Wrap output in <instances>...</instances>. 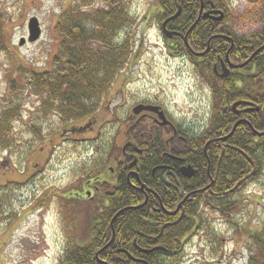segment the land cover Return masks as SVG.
I'll use <instances>...</instances> for the list:
<instances>
[{
  "label": "trees",
  "instance_id": "trees-1",
  "mask_svg": "<svg viewBox=\"0 0 264 264\" xmlns=\"http://www.w3.org/2000/svg\"><path fill=\"white\" fill-rule=\"evenodd\" d=\"M100 1L101 6L95 8L93 12L90 11L93 6L91 1L76 0L69 8L58 13L53 27L56 43L57 38L59 39L58 50L53 56L50 70L40 73L22 65L15 67L17 78H8V98L0 103V151L6 152L14 147L15 131L12 126L14 122L22 119L20 118L21 106L27 97L38 99L37 114L43 117L50 114L59 118L64 125L63 129L66 128L64 131H70V134L81 133L78 130L82 122L90 121L92 118H100L103 115L101 113L104 109L103 102L111 96L113 97L112 92L115 83L123 71L127 69L128 62L132 57L134 41L131 38L130 28L138 24L140 19L136 18V14H133L131 10L134 0ZM188 4L190 7L184 8ZM201 4L204 9H211L212 5L217 10L227 14L230 11L229 6L232 1L156 0V6L162 10L157 7L153 16L162 22L175 15L178 7L182 6V19L187 24L196 18ZM179 17L175 20H178ZM202 25L193 28L188 36L189 40L197 33L207 37L211 31L209 29L218 26V24H213L211 27L202 28ZM223 30L229 36H233L229 26ZM233 38L238 49L234 48L229 53V59L234 63L243 64L257 48L264 46L263 33ZM1 39L2 37H0ZM204 40L206 38H203V42ZM184 52L187 53L186 47ZM206 72L212 77L213 74L210 69ZM206 72L202 71L207 78ZM238 74L241 75L240 89L233 86V78L223 82L217 80L218 83L211 79V82L217 85L213 94L216 115L214 118L208 119V123L200 133L201 135H184L182 141L176 138L178 145L195 148L192 156L185 157V160L201 168L196 177L198 178L202 174L199 181L204 183L200 184L199 188L203 189L195 194L192 204L189 206L185 204L180 209L181 211L184 208V218L181 222L165 227L161 232V227L168 221L167 216L162 217L164 221H161L159 225L145 223L142 220L144 216L142 212L147 209V206L142 204L144 196L136 189L131 191V199L125 200V195L129 196L127 189L130 188V185L126 180H123L118 184L115 191L117 195L123 198L110 199L109 208L103 209L102 214L96 212L88 243L81 247L71 246L64 249L59 264H182L187 241L194 234L202 231L210 233V254L217 256L222 251V236L215 234L213 230L208 228V220L204 210L211 211L226 223L234 231L235 236L245 237V242L249 248L246 264H264V219L260 222L259 229L253 231L243 230V227L240 228L236 221V211L241 201L236 199V196L241 194L247 184L259 179L264 171V49L248 61ZM18 94L21 97L18 98L17 102L14 101V97ZM246 97H253L255 100L254 109L248 113L253 129L245 124H238L225 142V145H233L236 150H231L228 147L227 151L216 160L211 156L209 147L205 148L208 133H211L213 137L227 135L235 122V119L230 118L233 116L230 107L232 101L237 98L245 100ZM222 106L223 108L226 107V114L222 113ZM44 119L47 120L48 118ZM36 120L37 118H31L27 132H31L36 138L44 140ZM106 123L108 125L110 122ZM103 128H105L104 124ZM180 131L181 129H179ZM138 142L148 149L145 154L136 155V167L143 164L146 167L140 168L144 170L158 162L163 164L166 162L164 158L159 156V153L162 152L160 150H156V156H150L154 146L157 148L167 147L165 138L154 135L151 138H146V140H138ZM105 148L106 145L102 146V149ZM207 157L210 159L209 173L214 179L213 184H210L211 186L205 175ZM132 161L128 162L132 163ZM108 164L107 158L99 164L95 163L92 170H80L85 177L94 176L96 169ZM28 182L35 183L36 180H28ZM238 183L240 185L235 188ZM19 184L8 182L5 185H0V226L5 224L7 226L8 223L17 218L16 214L4 212V204L9 202V196L4 194L6 189L11 190L12 187L19 189ZM135 184L139 186L138 183L135 182ZM158 189L160 190L161 187ZM233 189L235 190L233 191ZM165 195L162 193L163 211L174 210L176 203L171 202L170 196L165 197ZM155 203L157 204V201ZM127 205L134 207L127 209L130 211V219L121 223L114 221L115 223L110 228L108 219L112 215V209L117 212ZM155 207L159 208L158 205ZM124 213L127 214V211ZM160 213H162V209ZM126 214H121V216ZM97 220H101V223L96 224ZM133 241L141 250L150 251L155 248H162V250H155L146 254L145 251L136 254L137 252L128 250L127 253L131 256L143 258V261L135 263L131 258L128 259L125 254L117 253L114 248L120 243Z\"/></svg>",
  "mask_w": 264,
  "mask_h": 264
},
{
  "label": "rangeland",
  "instance_id": "rangeland-1",
  "mask_svg": "<svg viewBox=\"0 0 264 264\" xmlns=\"http://www.w3.org/2000/svg\"><path fill=\"white\" fill-rule=\"evenodd\" d=\"M75 1L0 0V103L8 98V78H17L16 66L40 73L51 69L59 42L57 38L56 43L53 33L56 17ZM88 1L93 3L91 12L101 6L100 0ZM231 1L230 11L225 15L233 37L264 34V0ZM133 2L132 13L140 19L130 28L133 54L127 69L115 83L113 97L103 102L102 117L96 118L105 125L99 136L90 132L70 134L64 131L66 128L63 129L59 118L50 114L44 116L48 118L45 120L37 114L35 97H27L22 103V119L12 126L14 147L0 151V185L20 183L19 189L12 187L4 194L9 196L4 212L16 214L17 218L7 226H0V264H59L67 247L66 240L75 245L90 240L95 213L92 202L79 205L71 199L67 205L69 213L64 216L54 200L57 195L70 191L83 176L76 166L83 159L93 160L95 146H107L112 139L114 147L110 155L121 157L116 147L117 142L119 146L125 139L123 134L130 114L128 105L132 101L150 99L160 103L189 132L201 131L208 123L214 83L187 60L169 58L164 38L153 22L156 0ZM31 18L39 22L40 38L20 46V40L28 37L27 25ZM19 97L18 94L14 101L18 102ZM31 118H37L44 140L27 132ZM107 120L112 121L111 124L107 125ZM70 138L77 141H68ZM27 178L37 180L32 183ZM84 180L85 176L82 182ZM39 199L44 200L41 209L37 207ZM236 199L241 200L236 211L238 226L247 231L259 229L264 219V171L259 179L247 184ZM203 212L208 228L222 236V251L211 256L210 233L202 231L187 241L182 264H246L249 248L245 237L235 236L211 211Z\"/></svg>",
  "mask_w": 264,
  "mask_h": 264
},
{
  "label": "flooded vegetation",
  "instance_id": "flooded-vegetation-1",
  "mask_svg": "<svg viewBox=\"0 0 264 264\" xmlns=\"http://www.w3.org/2000/svg\"><path fill=\"white\" fill-rule=\"evenodd\" d=\"M157 7L158 9H161L159 6ZM189 7L190 4L184 6V8H189ZM178 9H180L181 18L179 17L178 20L170 21L165 26L166 31L170 33H174V35H172L171 38L166 39L163 34L162 24L168 18H166L162 22H159L155 18L153 19L154 25L157 27V30L161 33V35L164 38V44L169 58L185 60V61L187 60L199 72L202 71L206 72L208 71V69H210L213 75L211 77V75L208 72H206L207 78L216 80V83L223 82L225 80H228L229 78H233L234 79L233 86L236 87V89H240L241 75L238 73L243 68V66L237 67L240 66L242 63H234L229 59V53L234 48L238 49V45L236 44V41L234 40L233 36H229L223 30V28L229 26L227 25V19L225 13H223L225 19H222L221 21L218 22L209 18L203 19L204 14L213 15L212 13L221 12V11L217 10L212 5H211V9H204L202 5V12L200 13L201 10V5H200L198 12L196 14V18L193 19V21H189L187 23L189 26H186L187 24L185 20L182 19V14H181L182 6L178 7ZM200 15L201 18L196 23V20ZM213 24H218V26L214 25L215 26L214 29H209V31L210 30L211 31L209 32L207 37L205 35H201L197 33L194 34L193 37H191V40L188 39V36L192 32L193 28L196 27L198 28L200 25H202L201 26L202 28H205L207 26L211 27ZM203 38H206L204 42H203ZM185 47L187 53L184 52ZM254 56H256V54ZM252 58L250 56V58L247 61H250ZM223 67H225L229 71V74L226 78L219 77V75H221L223 72ZM216 83H214L213 90L211 93V97L213 100H212V108L210 111L209 118H214V115H216L215 113L216 110L214 109L215 100L213 96L214 90L217 89ZM128 106H129L128 109H130V114L127 116L128 119L126 121V129L123 134L125 139L123 140V142L119 144V146L117 142V147H116L117 150L120 149L121 157H116V156L111 157L110 154L112 152L110 149L111 147H114L112 144L113 143L112 139H110V142L108 143L105 149H102L101 144L100 146H95L94 148H92L94 152L93 160L87 161L83 159V161H80L81 163H79L78 166H76V168H78L79 170L80 169L92 170V167L94 166L95 163L99 164L100 162H102V160H106L107 158L109 161L108 166H104L101 167L100 169H96L95 175L87 176L91 178L85 177L86 180H84V182H82V177L84 176L79 177L78 182H75L73 184L74 186H71L70 191L68 192L66 191L63 194L57 195L54 201L56 202L57 206L62 210L61 213L64 214V216L68 215L67 213H69L67 209L68 208L67 205H68V201H70L71 199L76 200L79 203V205L86 204L87 202H92L91 207L92 209L93 208L95 209V213L93 214V223H94L96 212L102 214L103 209L109 208L110 199L123 198L122 196L117 195L115 191L117 190L118 184L121 183L123 180H126L130 185V188L127 189L129 196L125 195V200L131 199V194H132L131 191L136 189H138L144 196V200L142 204L144 203V206L146 205L147 209L145 212H142V214H144L142 220L145 223H149L151 225H155V224L159 225L161 221H164L162 217L164 215L167 216L168 221H166L164 225L161 227L160 230L161 232L163 228L170 227L181 222V220L184 218V210H183L184 208L181 211L180 209L184 207L185 204H187V206L192 204L196 196L195 194L197 192H201L203 189V188H199L200 184H204L203 182L199 181V179H201L202 177V174L198 178L196 177L199 174L201 168L185 160V157L189 155L192 156L195 148L180 146L177 144V140H176V138H178L181 141L184 140V135L197 136L202 132V130L196 132L195 131L189 132L188 130L184 129L183 126L179 125L177 121L170 116V114L163 105L150 99H139L136 101H132ZM254 106H255V100L253 97L252 98L246 97L245 100H243L242 98L234 99L230 106L231 111L233 113V116L230 118L235 119L233 126L239 122V124H245L246 126L252 128L248 113L254 109ZM140 107H153V108H157V111L152 109L140 110ZM222 113L226 114V107L223 108ZM159 118H165L169 124L161 125V120ZM108 121L111 124L112 121L107 120V122ZM97 124H98V129H97ZM79 127H80L78 130L79 132L95 133L98 136L101 134V130L104 129L103 122L98 123V121H96V118H92L90 121L87 122L86 121L82 122ZM179 129H181L180 132ZM154 135L160 138H165V143L167 147L157 148L154 146L151 150L152 154H150V156L153 155L156 156L157 155L156 150H160L162 152L159 153V156H161V158H164L166 162L164 161L165 162L164 164L162 162H158L157 164H154L152 167L149 168L147 167L144 170L143 168H140V167H146L143 164L140 167H136L135 166V163L137 161L136 155L145 154L146 150L148 149L146 146L140 144L138 140H143V139L146 140V138H151ZM227 135L225 136L217 135V137H213L211 133H208L205 148L209 147V152L211 156L214 157L216 160L220 155L222 156L227 151L226 149L228 147L231 150H236L235 147H233V145H228V144L225 145L227 139L225 140L222 139H224ZM68 141L74 142L77 140L70 138L68 139ZM87 141L90 140L87 139ZM217 143L219 145H215ZM130 160H133L132 163L128 162ZM206 161H207V171L205 175L207 176L210 185L213 184L214 179L212 178L211 173H209L210 170L209 157H207ZM217 165H219V162H217ZM189 167L192 169L191 172H187L184 170ZM94 169L95 168H93V171H95ZM135 182L138 183L139 186H137ZM240 183H238L235 186V188H237L240 185ZM160 187L161 189L159 190L158 188ZM234 190L235 189H233V191ZM162 193L166 194L165 197L170 196L171 202L176 203V207L174 210L163 211L164 207H163ZM156 201L157 204L155 203ZM37 202H38L37 207L41 209L44 200L39 199ZM156 205L159 206L158 209L155 207ZM131 208L134 207L127 205L117 210V212H115L114 209H112L113 210L112 215L108 219V223H109L108 225L110 226V228L112 227V224L115 223L114 221H119L121 223L130 219V213H129L130 211L127 209H131ZM161 209H162V213H160ZM37 210L38 209L34 211ZM125 211H127V214L124 213ZM121 214H126V215L122 217ZM155 216H157V218H155ZM100 223L101 220L96 221V224H100ZM66 244H67L66 248H69L71 246L81 247L86 243L75 245L72 242L66 240ZM114 248L117 253L125 254V256L128 259L131 258V260H133L135 263H138V261H143V258L133 257L129 253H127V251L133 250L137 252L136 254L144 253V251H146V250H141L137 246L135 241L131 243L123 242L118 245H115Z\"/></svg>",
  "mask_w": 264,
  "mask_h": 264
},
{
  "label": "water",
  "instance_id": "water-1",
  "mask_svg": "<svg viewBox=\"0 0 264 264\" xmlns=\"http://www.w3.org/2000/svg\"><path fill=\"white\" fill-rule=\"evenodd\" d=\"M202 12V7H201V10H200V13ZM180 14V10L177 11V13L175 15H173L172 17H170L169 19H167L163 24H162V27H163V34L166 38H171L172 35H174V33H170L168 31L165 30V26L168 22L172 21V20H175ZM213 15H209V14H204L203 15V19H206V18H209V19H212L214 21H221L223 18H224V15L223 13L221 12H215V13H212ZM201 18V15L198 17V19L196 20V22L199 21V19ZM27 30H28V37L27 39H21L20 42H19V45L22 46L25 42H28V43H34L36 42L39 38H40V35H41V29H40V25H39V22L36 18H31L28 22V25H27ZM264 49V46L260 49H258L253 55L252 57L258 53L260 50ZM246 63H244L243 65H240V66H237V67H242L244 66ZM229 74V71L223 67V72L221 75H219L220 78H226ZM156 110L157 111V108H153V107H140V110ZM234 109V107H233ZM246 112V111H244ZM161 116H162V113H161ZM161 120V125H167L169 124L165 118H159ZM239 124L236 123L234 126H233V129L232 131L222 140H225L227 139L229 136L232 135V133L234 132L235 128L237 127V125ZM185 171L187 172H191L192 169L189 167L187 169H184ZM155 250H162V248H155V249H152L150 251H145V253H149V252H153ZM145 264V263H144Z\"/></svg>",
  "mask_w": 264,
  "mask_h": 264
}]
</instances>
